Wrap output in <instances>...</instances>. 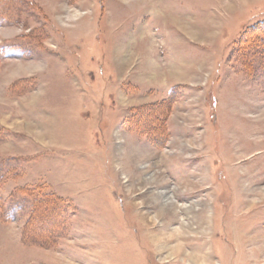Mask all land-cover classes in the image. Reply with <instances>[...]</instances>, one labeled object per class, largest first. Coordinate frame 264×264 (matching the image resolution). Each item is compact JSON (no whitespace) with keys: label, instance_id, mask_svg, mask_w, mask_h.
<instances>
[{"label":"rangeland","instance_id":"1","mask_svg":"<svg viewBox=\"0 0 264 264\" xmlns=\"http://www.w3.org/2000/svg\"><path fill=\"white\" fill-rule=\"evenodd\" d=\"M0 264H264V0H0Z\"/></svg>","mask_w":264,"mask_h":264}]
</instances>
